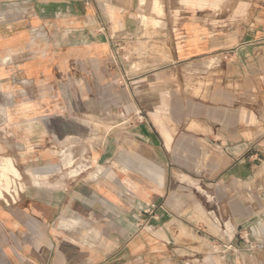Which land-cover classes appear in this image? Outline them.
Instances as JSON below:
<instances>
[{"label":"crops","instance_id":"obj_1","mask_svg":"<svg viewBox=\"0 0 264 264\" xmlns=\"http://www.w3.org/2000/svg\"><path fill=\"white\" fill-rule=\"evenodd\" d=\"M9 162L0 264H258L264 0H0Z\"/></svg>","mask_w":264,"mask_h":264},{"label":"rangeland","instance_id":"obj_2","mask_svg":"<svg viewBox=\"0 0 264 264\" xmlns=\"http://www.w3.org/2000/svg\"><path fill=\"white\" fill-rule=\"evenodd\" d=\"M21 5L26 7V3H20ZM6 5V4H5ZM205 156L207 158V160L211 159L210 155L208 154V152H206V150L204 151ZM87 165L90 164H84V168H86ZM6 168L4 169L5 174L3 175V180H2V184L0 185V198L3 197L5 195V192L9 190L10 187V177H9V172H15V174L22 176V186H25L27 184L28 181V177L31 176V172H27V169L24 168V166L22 167V165H14L12 162H9V164H7L5 166ZM242 197L240 196H236L234 193L229 194V197H227V202L224 203V205L221 208H217L214 209L216 215L218 217H223V218H228V219H234L236 216L235 214L239 211L235 209L236 204H238V206H244V204L241 205L240 203V199ZM247 201L249 202L251 200V197L247 194L243 195V200L241 199V201L244 202ZM238 202V203H237ZM214 213V212H213ZM214 213V214H215ZM250 213V211H249ZM214 215V216H216ZM262 218H264V214L261 215ZM262 229V228H261ZM263 230V229H262ZM206 238V236H204L203 233H199L196 232V235L194 236V249L196 251H200L202 252L204 250V239ZM208 239V238H206ZM262 241H260V257L257 259H254V263H258V264H264V237L261 236ZM182 245V244H180ZM197 256V255H196ZM191 260V259H190ZM193 261V260H191ZM194 262L196 264H204V260L202 258H198L195 257Z\"/></svg>","mask_w":264,"mask_h":264},{"label":"built area","instance_id":"obj_3","mask_svg":"<svg viewBox=\"0 0 264 264\" xmlns=\"http://www.w3.org/2000/svg\"><path fill=\"white\" fill-rule=\"evenodd\" d=\"M15 81L23 86V89L20 91L21 95L24 97H30L31 92L28 88L32 85V80L28 78H16ZM22 176L17 174L10 175V187L9 190L5 192V195L0 199L7 205L17 204L22 194L25 191V186H22Z\"/></svg>","mask_w":264,"mask_h":264}]
</instances>
